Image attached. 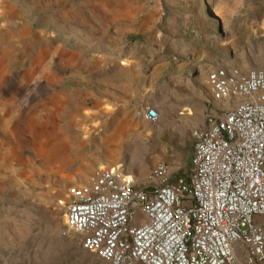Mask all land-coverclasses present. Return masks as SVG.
<instances>
[{
    "label": "rangeland",
    "instance_id": "374dc122",
    "mask_svg": "<svg viewBox=\"0 0 264 264\" xmlns=\"http://www.w3.org/2000/svg\"><path fill=\"white\" fill-rule=\"evenodd\" d=\"M90 1L0 0V264H109L62 236L68 189L108 167L187 179L209 68L264 69V0H135L110 26ZM33 107L52 122L19 126Z\"/></svg>",
    "mask_w": 264,
    "mask_h": 264
},
{
    "label": "built area",
    "instance_id": "2783aa9c",
    "mask_svg": "<svg viewBox=\"0 0 264 264\" xmlns=\"http://www.w3.org/2000/svg\"><path fill=\"white\" fill-rule=\"evenodd\" d=\"M207 80L187 179L165 163L143 183L104 168L68 189L62 236L109 264H264V69L211 66Z\"/></svg>",
    "mask_w": 264,
    "mask_h": 264
},
{
    "label": "crops",
    "instance_id": "0c3cea01",
    "mask_svg": "<svg viewBox=\"0 0 264 264\" xmlns=\"http://www.w3.org/2000/svg\"><path fill=\"white\" fill-rule=\"evenodd\" d=\"M88 4V9L92 11L93 16L98 18V20L92 18L93 26L97 25V22L103 25L110 26L124 20L138 18L140 15L138 13L139 3L135 0H91L90 2H88ZM22 110L23 111L20 112L18 117L16 118V123L19 126L26 127L28 125L32 126L48 124L52 122L53 108L51 107H45L44 109L33 107ZM203 123L204 119L201 124ZM25 130L26 129L20 128L19 136L21 138L26 137ZM28 131H30V129ZM30 136L33 137V134L30 133ZM112 138L113 136L106 135L105 141L109 142Z\"/></svg>",
    "mask_w": 264,
    "mask_h": 264
},
{
    "label": "bare ground",
    "instance_id": "6f19581e",
    "mask_svg": "<svg viewBox=\"0 0 264 264\" xmlns=\"http://www.w3.org/2000/svg\"><path fill=\"white\" fill-rule=\"evenodd\" d=\"M263 222V220H261Z\"/></svg>",
    "mask_w": 264,
    "mask_h": 264
},
{
    "label": "trees",
    "instance_id": "16d2710c",
    "mask_svg": "<svg viewBox=\"0 0 264 264\" xmlns=\"http://www.w3.org/2000/svg\"><path fill=\"white\" fill-rule=\"evenodd\" d=\"M191 164V163H190Z\"/></svg>",
    "mask_w": 264,
    "mask_h": 264
}]
</instances>
